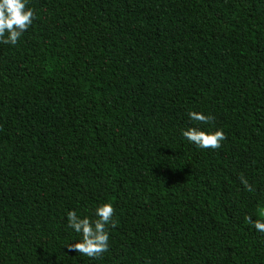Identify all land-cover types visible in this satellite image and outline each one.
<instances>
[{
	"label": "trees",
	"instance_id": "16d2710c",
	"mask_svg": "<svg viewBox=\"0 0 264 264\" xmlns=\"http://www.w3.org/2000/svg\"><path fill=\"white\" fill-rule=\"evenodd\" d=\"M28 7L0 43V264H264V0ZM190 110L220 148L181 137ZM102 203L109 251L67 248Z\"/></svg>",
	"mask_w": 264,
	"mask_h": 264
},
{
	"label": "clouds",
	"instance_id": "9594fccd",
	"mask_svg": "<svg viewBox=\"0 0 264 264\" xmlns=\"http://www.w3.org/2000/svg\"><path fill=\"white\" fill-rule=\"evenodd\" d=\"M29 0H0V43L15 46L20 37L28 30L35 19L34 10L28 7ZM192 125L180 130L181 137L202 150L218 149L225 140L222 128H212L214 117L211 113L190 110L187 112ZM244 190L254 192L255 188L248 179L240 176ZM114 207L111 203L96 206L92 216L78 214L74 210L67 212V227L78 234L79 239L67 248L89 258H99L109 251L110 229L115 227ZM264 216V212H261ZM246 223L256 232L264 235V219L245 216Z\"/></svg>",
	"mask_w": 264,
	"mask_h": 264
}]
</instances>
